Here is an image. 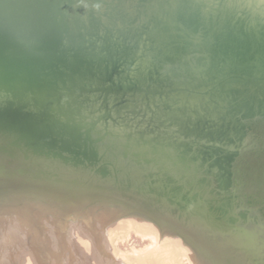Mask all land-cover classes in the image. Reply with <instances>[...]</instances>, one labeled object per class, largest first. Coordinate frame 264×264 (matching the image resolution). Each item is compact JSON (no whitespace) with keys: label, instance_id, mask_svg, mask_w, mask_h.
<instances>
[{"label":"bare ground","instance_id":"6f19581e","mask_svg":"<svg viewBox=\"0 0 264 264\" xmlns=\"http://www.w3.org/2000/svg\"><path fill=\"white\" fill-rule=\"evenodd\" d=\"M123 2L126 0H85L80 5L93 12L96 10L93 7L103 6L100 14L111 22L129 18L128 11L120 9ZM206 22L201 25V33L206 39H200L198 44L181 53H174L164 45H144L137 53L138 62H154L152 74L139 67H125L112 77L87 83L84 80L78 87L50 89L36 96L7 95L9 88L4 93L0 91V115L16 117L23 124L0 132V145L4 140L5 144H20L49 157L72 162L85 171L140 180L139 184L147 183V186L158 180L155 187L158 191L154 194L159 198H177L178 205L165 200L174 212L204 221L205 228L216 232H240L242 227L251 224V219L244 212L246 209L243 211L227 195L220 196L214 181L216 167L209 166L211 158H202L197 152L198 147L192 146L193 150L189 151L177 144L166 135V128L158 133L159 137L123 131L119 121L118 125L109 122L103 129L90 116L84 119L76 110L79 108L76 104L87 98L89 89L102 86L112 95L117 92L124 95L128 109H137L161 125L185 124L192 134L202 136L203 140L231 141L234 153L238 151L241 158L233 162L234 166L257 172L255 167L261 157L264 158V135L258 132L264 130V15L254 14L252 20L242 24ZM117 31L127 32L123 27ZM6 36L8 40H3L13 44L9 40L14 36ZM1 43L2 40L0 47ZM94 112V115L101 113ZM29 118H34L35 122ZM203 124L206 139L199 133ZM42 131H49L56 141L43 135ZM247 181L251 182L250 179ZM252 181L263 182L264 172ZM261 192L253 189L252 196H245L250 203L262 205L264 195ZM19 198L26 199L24 204L54 203L63 210L71 207L76 210L95 201L116 200L122 204L112 193L91 195L75 206L54 196L9 193L0 195V213L12 211L7 209H13ZM129 211L152 222L156 220L158 223H154L163 229L174 230L208 264H218L187 237L186 231L182 234L175 225ZM182 225L193 226L188 222Z\"/></svg>","mask_w":264,"mask_h":264},{"label":"water","instance_id":"95a60500","mask_svg":"<svg viewBox=\"0 0 264 264\" xmlns=\"http://www.w3.org/2000/svg\"><path fill=\"white\" fill-rule=\"evenodd\" d=\"M83 1L85 2V0H0L1 92L4 93V90L9 88L11 90H7V95L36 96L50 89V91L67 90L78 87L84 80H87L85 81L87 83L97 78L115 76L125 67L128 69L139 67L152 74L155 70L154 62H138L137 53L144 45H164L174 53L178 51L181 53L192 45L198 44L197 41L200 39H206L201 33L203 27L201 25L207 23L206 21L215 22L216 25L228 22L242 24L252 20L254 14L264 15V0H126L120 9L128 11L129 18L122 21L113 19L109 22L104 14H100L103 6L100 5L98 9L93 7L92 9H96L93 12L81 7L80 4H83ZM120 27L125 28L127 32L117 31ZM6 34L14 36L9 40L13 44L9 45L3 40V38L8 40ZM12 68L17 70L12 72L10 71ZM87 93V98L80 104H76L79 106L76 110L80 111L84 119L90 116L93 122L103 129L109 122L118 125L119 121L120 129L123 131L127 130L132 134L135 132L142 135L149 134L152 137H159L158 133L166 128V135L174 142L189 151L193 150L192 146L198 147L197 152L202 158H211L209 166L216 167L214 181L220 189L219 194L220 196L225 194L231 199L227 190H223L224 180L221 176L223 169L228 168V164L234 161L235 157H240V154H237L238 151L234 153L231 141L215 138L203 140L202 136L192 134L185 124L183 126L161 125L160 122L154 121L137 109H128L127 98L124 95L119 92L112 95L111 91L102 89V86L98 89H89ZM94 111L101 113L94 115ZM140 116L144 118L143 122ZM29 119L35 122L34 118ZM13 125L23 124H20L16 117L0 115V132ZM203 128L204 124L199 133L206 139ZM258 132L264 135V130H258ZM41 133L56 141L49 131ZM2 143L1 147L29 149L34 154L56 159L20 144H5V140ZM57 144L60 146L58 141ZM60 161L85 171L72 162ZM85 172H91L95 176L99 174V177H96L107 184L77 182L93 185L98 189L104 188L115 197L119 195L112 191L113 189L123 190L124 194L131 192L139 200L135 203L147 207H150V203H154L160 206L159 209L164 216L172 214L170 217L177 220L184 219L192 223L195 229H207L203 226L206 225L204 221L193 219L189 214L171 210L165 200L178 205L180 202H177V198L156 196L154 193L158 191L155 188L158 180H155V177L156 182L153 181L152 185L147 186V183L139 184L140 180L118 178L108 173ZM71 178L70 181L76 182L75 177ZM24 181L29 182L25 184L32 185L31 180ZM24 200L26 199L22 198L20 201ZM127 208L159 219L151 212V207L150 211L145 210V212L144 208ZM172 218L169 220L176 222ZM159 220L165 223L162 219Z\"/></svg>","mask_w":264,"mask_h":264},{"label":"rangeland","instance_id":"374dc122","mask_svg":"<svg viewBox=\"0 0 264 264\" xmlns=\"http://www.w3.org/2000/svg\"><path fill=\"white\" fill-rule=\"evenodd\" d=\"M234 161L227 163L228 168L223 169L221 176L223 190L243 211L246 209L244 212L251 219V224L240 232L220 234L183 226L187 223L184 219L181 224L173 222L163 215L159 205L149 206L159 219L180 228V233L186 231L187 237L218 264H264V196L262 205L250 203L245 196H252L253 189L262 190L264 195V181L258 184L252 181L264 172V158L255 167L257 172L251 168L240 170ZM0 174V195L54 196L75 206L91 195L111 193L77 182L107 184L91 172L19 147L0 146ZM71 177L76 182L70 181ZM24 180H31L32 185ZM112 191L125 207L150 211V207L135 203L139 200L131 192ZM16 204L7 209L12 211L0 213V264H208L174 230L163 229L154 223H158L156 220L152 222L130 212L116 200L90 202L76 210L73 207L63 210L54 203L24 204L19 200Z\"/></svg>","mask_w":264,"mask_h":264}]
</instances>
